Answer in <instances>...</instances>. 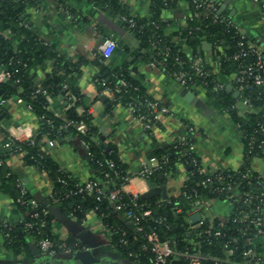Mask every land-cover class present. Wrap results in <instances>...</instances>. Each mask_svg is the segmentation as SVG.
Segmentation results:
<instances>
[{
    "label": "trees",
    "instance_id": "obj_1",
    "mask_svg": "<svg viewBox=\"0 0 264 264\" xmlns=\"http://www.w3.org/2000/svg\"><path fill=\"white\" fill-rule=\"evenodd\" d=\"M149 1L150 17L148 19L134 17V28L128 31L139 43V49L133 54L134 60L142 56L146 64H153L169 75L179 71L191 73L192 61L198 57L202 58L201 54L196 55V48L201 47L203 42L211 46V53L218 58V75H209L204 80L194 76L192 85L204 81L207 93L217 99L237 125L244 145L240 169L235 172L218 171L208 175L189 151L186 141L176 149L172 146L170 157L167 156L166 150L156 149L154 157L159 160L166 156L167 161L160 165L161 169L151 173L148 180L157 181L158 174H161L163 179L175 174L179 164L189 169L188 178L177 198L163 202H159L158 198L133 199L130 195L121 193L118 198L119 204L131 209L139 217L143 231L135 233L127 228L119 215L113 212L108 194L120 189L132 175L128 173L126 165L120 161L114 148L101 141L99 127L89 113L90 103L74 85L85 60L73 59L67 54L57 52L54 46L43 43L31 32L26 10L37 6L38 0H0V66L10 75L7 80L0 82V100H7L12 96L21 99L39 124L31 140L19 142L7 136L5 139L10 145L8 151L11 155L20 156L26 167L34 168L46 175L51 188L47 203L56 206L64 217L82 222L88 214H94L107 232L111 247L125 260L134 264H152L153 255L147 247L144 234L154 232L160 241L169 242L177 253L202 255L205 257L202 264H214L213 260H218L220 264L227 262L251 264L254 260L251 261L243 255L248 248L255 250L252 244H248L255 235L250 221L262 216L264 207V191L260 190L258 185L262 178L251 172L249 166L252 159L263 157L264 133L260 131V126H264L263 88L253 86L250 80L246 81L242 94L249 100L250 112L242 115H239L237 109L232 108L238 101L227 91L225 85L220 90L213 89L219 76L230 79L235 87L233 76L238 75L254 58L248 55L240 60L233 59L239 51L237 46L239 35L232 27L214 22L212 19L214 14H207L204 11L203 0H196V3L202 4L200 8L195 6L193 0ZM182 1L188 3L193 15L192 20L188 21V29L181 33L185 42L192 47L191 57L182 53L180 47L172 42V37L164 33L166 24L160 17L163 11L176 8ZM88 2L112 16L128 15L116 0ZM219 7L220 5L215 2L217 11ZM63 8L71 16L74 14L71 13V8L67 6ZM222 16L231 20L227 15ZM220 45H224V48L219 51ZM47 62L51 63V71L45 75L41 87L54 97L56 105L53 109L47 107L41 93H35L33 74H29L30 70L41 68ZM100 62H96L100 70L94 78V85L99 95H103L106 89L107 94L113 95L109 108L107 105L105 107L104 115L107 116L114 105L132 108L136 117L148 115V102L152 99L147 94L141 77L132 74L134 68L129 69L128 65H123L106 70ZM204 70L207 71L206 68ZM80 122L86 127L84 134L76 131V125ZM65 138L77 140L91 168L92 177L89 180L96 181L103 187L99 201L95 199L94 194L86 191L77 193V185L83 182L61 169L44 151V142L47 140L57 142ZM82 142L86 148L82 147ZM4 159L5 155L0 153V191L8 195L21 211L26 209L30 214L27 204L31 198L27 193L21 194L17 184L22 182L9 169L3 167ZM193 160H196V166L193 165ZM246 173L247 176H244ZM208 179L210 181H207ZM228 188H234L237 193L233 194L234 191ZM210 199L229 200L232 203L233 210L228 221L222 226L215 222L209 233H205L208 229L206 222H201L192 229L187 221L188 217L193 214L196 205ZM145 210L151 211L149 217L142 216ZM44 211L46 214H42ZM36 212L38 219L45 222L44 227L33 226L32 229H27L25 225L30 221L29 217L22 228L12 224L8 226L0 224V233L8 247L27 248L22 237L25 234L33 236L36 242L47 238L54 245H63L66 250L77 251L84 247L72 237L61 240L52 233L50 227L52 217L47 206L39 203ZM245 216L248 218L241 221ZM197 233L200 235L197 236ZM168 264H186V261L184 258L175 257Z\"/></svg>",
    "mask_w": 264,
    "mask_h": 264
},
{
    "label": "crops",
    "instance_id": "obj_2",
    "mask_svg": "<svg viewBox=\"0 0 264 264\" xmlns=\"http://www.w3.org/2000/svg\"><path fill=\"white\" fill-rule=\"evenodd\" d=\"M116 1L128 14L127 16L143 19L150 17L149 0ZM213 1L222 6L226 0ZM64 6L71 8V13L74 14L71 16L63 8ZM26 14L31 32L40 41L54 46L57 52L67 54L70 58L85 60L74 85L90 103L89 113L99 130L100 125L96 119L104 113L113 95L105 92L99 95L94 85V78L100 70L97 61H101L106 70L123 65H128L129 69L134 68L132 74L141 77L140 80L151 99L163 104L170 111L171 115L161 117L150 131L144 129L130 108L114 105L111 112L107 116L104 115L101 125L105 127L107 133L105 142L114 148L120 161L126 165L128 173L134 175L143 165L147 167L145 159L150 162L155 158L153 153L156 149L172 150L174 142L181 138H185L189 151L208 175L218 171L235 172L240 169L243 163L244 145L241 133L230 115L223 110L214 96L207 93L206 89L201 90L195 85L182 87L165 70L146 64L142 56L134 60L133 54L139 49V43L125 27L119 24L117 20L119 15H109L100 8L94 7L88 0H38L37 6L29 7ZM189 14L192 13L188 3L182 1L176 8L163 11L160 17L166 24L164 33L172 37V42L180 47L182 53L191 57L192 47L181 36V33L188 29L186 19ZM223 14L231 18L247 42L264 51V24L257 4L250 0H230ZM105 39H111L116 44L107 59H103L99 53V47ZM200 48H196V55L201 54L202 59L207 62L206 67L214 69L216 55L211 53V49L202 51ZM218 50L222 49L218 47ZM2 69L0 66V71ZM50 71V62L45 63L41 68L37 67L29 71V74H33L35 87H41L45 75ZM218 81L223 83L226 89L232 85L230 91L232 95L236 92L230 79L219 76ZM184 90H187L186 95H182ZM189 93L192 96L187 100L186 96ZM102 98L104 101L101 100ZM55 105L53 101L49 108L53 109ZM1 110L0 153L5 155L3 167L9 169L22 182L31 199L47 206L52 217L50 223L52 233L61 240L72 237L83 244L84 247L80 250L89 248L94 252L95 257L100 259V264H134L123 259L111 247L107 232L94 214H88L82 222H78L64 217L56 206L47 203L51 188L46 175L34 168L26 167L20 156L11 155L8 149L3 147L7 136L26 140L35 135L39 127L38 121L25 103H18L15 96L7 99ZM240 114L244 113L239 111ZM189 128L193 131L189 132ZM44 143V151L61 169L80 182L91 179L90 165L84 158V152L76 139L65 138L61 143L57 141L53 145L47 144V141ZM249 166L251 172L264 178L262 176L264 150L263 157L252 159ZM188 170L184 165L179 164L175 174L164 178L162 182L158 179L154 182L159 185L165 184L167 199L177 198L181 194L183 183L188 178ZM231 191H234L233 194L237 193L234 188ZM232 210L233 205L229 200H205L196 206L192 214L198 213L200 222L191 225L189 218L192 215L187 221L192 229L201 222H206L210 228L215 222L226 223ZM28 216L29 212L26 209L21 211L8 195L0 191V224L6 222L22 228ZM262 218L264 224V207ZM22 237L27 248L12 249L5 244L0 233V264H39L48 259L61 264H71L64 255L73 251L59 253L50 258L39 251L33 236L25 234ZM250 244L254 245L256 252V258L251 264H264V233L261 238L252 239ZM227 264L231 263L227 262Z\"/></svg>",
    "mask_w": 264,
    "mask_h": 264
},
{
    "label": "built area",
    "instance_id": "obj_3",
    "mask_svg": "<svg viewBox=\"0 0 264 264\" xmlns=\"http://www.w3.org/2000/svg\"><path fill=\"white\" fill-rule=\"evenodd\" d=\"M253 3L258 5L259 12L261 19L264 24V0H251ZM195 6L197 8H200L202 4L196 3V0H193ZM204 4V11L207 14H214L213 21L217 23L225 24L228 27H232L235 29L236 33L239 35L240 40L237 43V46L239 48L238 53H236L233 56L234 60H240L243 58H246L248 55H251L254 59L253 61L243 70L239 72L238 75L233 76V80L235 82V91L239 94L236 103L232 108L237 109L240 112L246 113L250 112V105L249 100L247 97H245L242 93L245 88V83L247 80H250L251 84L255 87H261L263 88V94L262 97L264 99V51L257 48L255 45L247 42L246 38L239 32L237 27L233 24V22L222 15L218 14V11L215 8V1L213 0H203ZM217 12V13H216ZM192 14H189L187 17V21L192 20ZM134 17L132 16H126V15H119L117 17V20L119 24L127 31L134 28ZM116 44L111 39H105L102 44L99 47V53L100 56L103 59H107L111 56L113 50L115 49ZM215 68L210 69L207 66V62H205L202 58L198 57L195 58L192 63L190 64V71L191 73H188L186 71H179L174 73L172 76L176 80L178 84H180L182 87L188 88L194 83V76H198L204 80V78L208 77L209 75H218V58L215 59ZM151 67H154L153 64H150ZM207 69L205 71L204 69ZM10 77V75L5 72L3 69L0 71V82L7 80ZM122 85H125L124 83H121ZM195 86L199 87L201 90H205L206 83L200 82L198 85L194 84ZM224 87V84L221 82H217L216 86L214 87V91L220 90ZM65 89V86L63 87ZM35 93H41L45 101L47 103V107L50 106V104L55 100L53 96H51L48 92L42 89V87H36ZM105 93L107 92V89L105 90ZM7 100H0V109H2ZM18 103H22L23 101L19 98H17ZM29 109V107L27 106ZM148 108L149 113L146 116H140L137 117L139 122H141L142 126L146 131H150L152 126L157 123L159 119L163 116H169L171 115L170 111L167 107H165L163 104L151 100L148 102ZM242 108L244 110L242 111ZM132 110V108H130ZM30 110V109H29ZM80 111V109H78ZM133 111V110H132ZM264 120V116L262 118ZM86 130V127L84 123L80 122L76 125V131L80 134H84ZM193 129L189 128V132H192ZM260 131L264 133V126H260ZM12 138V137H11ZM32 136L29 137L26 140H19L17 138H13L16 141L22 142V141H28L31 140ZM185 142V138L178 139L173 144V148H177L178 146H181ZM55 142L52 140H47V144L53 145ZM83 148H86L87 146L85 143H81ZM4 148L9 149L10 145L9 143L5 142L3 145ZM179 154L180 151H177ZM167 157L163 156L159 160L156 158H152L150 160L151 163V169H148L144 165L142 168L136 172L134 175L126 179V182L120 187L118 190H113L108 194V201L110 203V206L113 210V212L117 213L120 216V219L127 225V228H129L132 232L139 233L143 231V228L140 226L139 217L135 215V213L131 209H126L124 205L119 204L118 198L121 193L130 195L133 199H136L140 197L141 194L145 193L147 191V184L146 181L148 180V176L153 173L156 170L161 169L162 163H166ZM193 165L196 166V160L192 161ZM42 173V172H41ZM168 175V174H167ZM247 176V173L244 175ZM207 181H210L209 179ZM261 189H264V178L260 180L259 184ZM77 193H81L83 191L88 192L89 194H94L95 199L97 201L100 200V197L103 193V187L99 186V184L96 181L88 180L83 183H80L77 185ZM17 187L20 189L21 194H26L27 191L25 189V186L22 183H18ZM232 188H228V190H231ZM28 208L31 211L29 214L30 221L26 223L27 229H32L33 226H37L38 228L44 227L45 222L40 221L38 219V214L36 212V209L39 206V203L33 199H30L28 201ZM42 214H46V212H42ZM151 215L150 210H145L142 212V216L149 217ZM247 216L241 218V221H244ZM4 226L10 225L9 223H2ZM224 223H218L219 226H222ZM250 224L253 225L255 230V235L253 239H258L263 236L264 233V224H263V218L262 216L256 217L254 220L250 221ZM212 227L208 228L205 233H209L210 229ZM200 234L197 233V236ZM218 235V233H216ZM144 239L147 244V247L150 248V251L153 255L152 264H168L170 260H172L175 257H181L184 258L186 261V264H202L205 257L198 253H191V254H180L177 253L173 247L170 245L169 242L166 241H160L154 232H149L144 234ZM250 244V242L248 243ZM37 246L39 251L50 258H53L57 256L59 253L63 252H69L72 251L71 249L66 250L63 245H54L52 244L47 238H42L37 241ZM254 247V245L252 244ZM83 249V248H82ZM229 253H232V251H229ZM243 255L247 258L252 260H255L256 258V252L252 248H248L245 252H243ZM214 264H220L218 260H213Z\"/></svg>",
    "mask_w": 264,
    "mask_h": 264
},
{
    "label": "water",
    "instance_id": "obj_4",
    "mask_svg": "<svg viewBox=\"0 0 264 264\" xmlns=\"http://www.w3.org/2000/svg\"><path fill=\"white\" fill-rule=\"evenodd\" d=\"M229 2H230V0H226L222 4V6L220 5L219 10H218L219 15H222L224 13L227 5H229ZM200 49L202 51H209L211 49V46L208 43L203 42ZM198 51H199V49H198ZM232 88H233L232 85H229L227 87L228 92H230L232 90ZM186 94H187V90H184L182 95H186ZM233 95L236 99L239 96V94L237 92H234ZM191 96H192L191 93H189V95L186 96V99L188 100ZM101 100L104 101V98H102ZM107 107L109 108V105H107ZM103 117H104V113H101L99 118L96 119V122L100 125V134H101L100 139H101V141H105V139L107 137L105 127H103L101 125ZM61 142L62 141H58V143H61ZM166 154L168 157H170L172 155V151L167 150ZM145 164H146L148 169H151V163L146 159H145ZM262 176L264 177V170H263ZM157 179L159 182H162L163 176L161 174H158ZM146 184H147L148 189L145 193L140 195V198L142 200H149V199L157 197L160 199L159 202H161V201H165L167 199V195H166V191H165V184L161 183L159 185L157 182L150 181V180H147ZM260 190L264 191V189H260ZM199 222H200V217H199L198 213L192 215L189 218V223L191 225H196ZM64 256H66V258H68V260L71 261V264H100V259L96 258L94 252L91 251L89 248H86L85 250L73 251L72 253L65 254ZM39 264H61V263H57L51 259H48V260H43V262H40Z\"/></svg>",
    "mask_w": 264,
    "mask_h": 264
},
{
    "label": "rangeland",
    "instance_id": "obj_5",
    "mask_svg": "<svg viewBox=\"0 0 264 264\" xmlns=\"http://www.w3.org/2000/svg\"><path fill=\"white\" fill-rule=\"evenodd\" d=\"M250 1H251V0H250ZM219 47H220L221 49H223V48H224V45H222V46L220 45ZM177 167H178V166H177ZM170 176H172V175H170ZM173 182H174V181H173Z\"/></svg>",
    "mask_w": 264,
    "mask_h": 264
}]
</instances>
